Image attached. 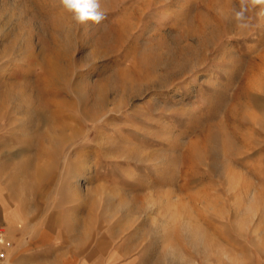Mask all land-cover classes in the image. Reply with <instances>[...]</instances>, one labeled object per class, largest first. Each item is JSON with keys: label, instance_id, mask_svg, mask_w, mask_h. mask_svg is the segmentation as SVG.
<instances>
[{"label": "rangeland", "instance_id": "obj_1", "mask_svg": "<svg viewBox=\"0 0 264 264\" xmlns=\"http://www.w3.org/2000/svg\"><path fill=\"white\" fill-rule=\"evenodd\" d=\"M239 8L0 0V206L40 263L264 264V4Z\"/></svg>", "mask_w": 264, "mask_h": 264}, {"label": "clouds", "instance_id": "obj_2", "mask_svg": "<svg viewBox=\"0 0 264 264\" xmlns=\"http://www.w3.org/2000/svg\"><path fill=\"white\" fill-rule=\"evenodd\" d=\"M53 3L67 12L77 25H84L88 22L100 25L106 19V13L102 9V0H53ZM262 4L264 0H240L239 10L234 11L237 26L242 30L248 29L251 25L246 13L249 8ZM257 15L264 17V8H261Z\"/></svg>", "mask_w": 264, "mask_h": 264}, {"label": "crops", "instance_id": "obj_3", "mask_svg": "<svg viewBox=\"0 0 264 264\" xmlns=\"http://www.w3.org/2000/svg\"><path fill=\"white\" fill-rule=\"evenodd\" d=\"M19 218L16 207L5 210L0 206V252L3 253L0 264H42L38 254L28 251L24 238L19 235L20 229L15 228ZM4 239H10L11 245L5 246Z\"/></svg>", "mask_w": 264, "mask_h": 264}, {"label": "built area", "instance_id": "obj_4", "mask_svg": "<svg viewBox=\"0 0 264 264\" xmlns=\"http://www.w3.org/2000/svg\"><path fill=\"white\" fill-rule=\"evenodd\" d=\"M0 233H2V230H0ZM1 256H3V253H2V252H0V257H1Z\"/></svg>", "mask_w": 264, "mask_h": 264}]
</instances>
